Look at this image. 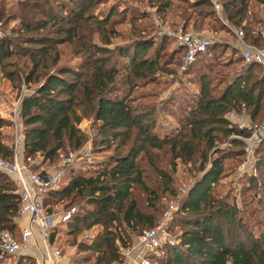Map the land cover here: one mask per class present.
Here are the masks:
<instances>
[{
    "label": "trees",
    "instance_id": "trees-1",
    "mask_svg": "<svg viewBox=\"0 0 264 264\" xmlns=\"http://www.w3.org/2000/svg\"><path fill=\"white\" fill-rule=\"evenodd\" d=\"M105 1L15 0L16 7L5 16L0 6V25L9 17L18 20L16 30L0 35V74L16 90L21 81L33 88L20 105L23 159L41 153L40 162L49 164L66 147L79 149L86 137L77 127L81 118L97 122L93 147L111 148L93 173L71 171L64 184L45 195L48 210L60 202L63 210L72 209L64 221L68 234L93 224L101 226L90 242L76 244L78 255L71 263L122 262L118 247L130 246L141 229L156 223L164 194L177 195L174 173L180 162L198 173L168 223L170 231L177 226L180 232L176 243L163 246L160 255L147 256L158 264H264V137L254 150L257 175H245L248 185L239 190L240 201L243 191L252 189L245 204L255 205L247 214L257 217L258 212L259 217L248 225L241 206L229 201L232 187L222 195L213 192L218 180L241 160V138L247 135L226 120V112L243 105L252 120L264 114V64L243 63L234 47L213 37L195 60L210 49L229 47L235 56L222 66L241 62L239 69L230 75L220 73L214 83L195 71L198 90L177 88L178 96L163 91L166 106L160 105L158 113L152 100L159 92L146 88L154 84L157 73L170 72L164 60L160 61L167 41L148 37L147 29L153 25L149 11L127 5L118 9L116 0L104 13L95 14V7ZM252 2L264 6V0H221L220 15L226 24L240 28L247 42L263 47L260 32L250 25L261 21L252 12ZM147 4L159 16H176L180 9L177 16L182 29L189 22L199 29L203 19H208L220 30L231 32L209 0H147ZM124 23L129 26V41L107 47L118 35L116 27ZM15 31L37 35L21 34L16 39ZM61 43L70 45L73 62L59 61L57 45ZM175 50L183 53L179 46ZM172 58L169 52L168 64ZM170 104L177 112L167 109ZM9 127L10 121L0 117V155L10 160L12 137L4 131ZM20 199L18 183L0 171V231L7 230L16 238L20 235L16 223ZM21 257L33 264L30 256Z\"/></svg>",
    "mask_w": 264,
    "mask_h": 264
},
{
    "label": "rangeland",
    "instance_id": "rangeland-1",
    "mask_svg": "<svg viewBox=\"0 0 264 264\" xmlns=\"http://www.w3.org/2000/svg\"><path fill=\"white\" fill-rule=\"evenodd\" d=\"M115 1L116 0H106L103 4H98L93 11L95 12V14L104 13L108 9V7ZM119 1L115 2L118 5L117 6L118 9H120V7H122L123 5H127V6H131V7L134 6L138 9L149 11V13L152 14L151 17L153 20V25H152L153 28L151 26L150 31L149 29H147L148 37L153 40H159V38L160 39L164 38L167 41V44H165V48L163 52L161 53L162 57L160 58V61L161 59L164 60V62L166 63V69H169L168 71L170 72L157 73L156 74L157 77L154 81V84H150L151 86L146 88V90L149 89V91L151 92H154V91L159 92L158 95L157 94L155 95L156 97H154V100H152V101H155V103H157L158 113L160 112L159 111L160 105L166 106V104L164 103L166 94L174 93L176 96H178V94H176L177 92H175L176 91L175 89L177 88L185 89V90H182L184 92L185 91L196 92L198 90L199 82L197 78L199 77V74L198 72H195V71L199 70L201 73H204L206 77H210L209 80H213L214 77H217V78L220 77L221 76L220 73L221 74L227 73L228 75H230L233 71H236L237 69H239L241 62H238L236 64L231 63V64H228L227 66H222L223 63H229L227 59L229 58L232 59L235 56L230 52L229 47H227V49H224V50H220V48H214L213 50L210 49L208 52L199 56L192 64H190L189 65L190 68L189 66L186 67L185 66L186 64H184L182 61L184 50H183V53L181 52V54L176 52L175 46H178V45L174 41H171V39L174 40V37L172 36V32H175L178 30L179 27H182V21L177 16L179 15L181 11L180 9L176 10L175 12L176 16L175 15L173 16L171 13L165 14V16H161V15L159 16L157 14L155 15L154 13H152L154 9L148 6L147 0H122V3ZM0 3H1L0 6L3 7V11H4L3 16L7 14H11L14 8L16 7L15 0H0ZM251 5H253L252 12L255 18L259 19L260 17L259 15H262V13L264 12V9L260 8L259 4H255L253 2L251 3ZM186 11H187V15L191 13V10L189 9H186ZM116 14L117 13H115V15ZM192 17H193V14H192ZM203 20H204V23L202 25L201 24L199 25L200 26L199 29L192 27V25L189 22V24L187 25V28L183 30L187 32L195 33V34H202L210 38L214 37L215 39L221 40L223 42H227V43L231 42L232 38L230 35L220 30L210 20L208 19H203ZM17 23H18L17 19H14L13 17H9L5 25L3 24L0 25V35L8 32V30L11 28L17 29ZM206 23H210L211 25H213V27L208 26ZM250 25L253 28L257 29V31L262 30V28L258 26L257 24L251 23ZM116 31L118 35H115L111 39V43L108 44L107 47H114L116 45H121L123 44V42L128 40L127 37L130 33L128 24L124 23V24H121L120 26H117ZM13 34L16 39L19 38L21 34L23 35L36 34L37 35V33H32V32H23L18 35L16 31ZM40 34H42V32L38 33V35ZM132 38L133 37L131 36V39ZM28 45L31 47L36 46V44H33V43L28 44ZM57 48L59 50V61L60 62H66L70 60H72V62L74 61L72 57H70L71 48L68 43L58 44ZM169 52H171V55L173 56L170 64H168V60H167V55ZM206 63L207 65H205ZM183 72H185L186 75H184ZM187 80H191V81L187 82ZM212 83H214V80ZM32 89H33L32 87L27 88V86H25L24 83L21 81L19 84V89L16 90L11 86L10 82L6 78H3L0 74V104H1L0 105V117L9 121L8 113H9L10 106H11L10 104L12 102L19 103V113H20L21 99L24 95L30 94L32 92ZM218 89H219V86H218ZM139 91H143V90L141 89L137 90L136 93L137 92L139 93ZM163 91H165L166 94L163 93ZM136 93L134 94V96L136 95ZM138 101L140 102V100ZM148 101H150L149 98H147L146 102ZM167 109L175 110V112H177L178 110L175 108V106L171 104L167 106ZM245 113H246L247 120H249L251 123L258 124L264 120V114L262 113L258 115L259 118H262L260 120H252L249 117L247 110H245ZM166 119H170V118L167 117ZM17 121H19V127H18L19 143H18V149L16 150V159L18 160L19 163L25 166L26 173H34L37 171L51 173V172L59 171L58 168L64 165L66 166V164L63 162V159L67 156L69 152L78 151L80 149H87V151L89 152V155L87 157L76 158L71 164L68 165L70 169L65 170L66 172L64 174L62 173L60 181H59V186L64 184L68 180L70 170L74 173L82 172V173H85L86 175L88 173H93L97 168L100 167V164L106 159V157L111 152V148L104 149V148H98L96 146L95 148L93 147L92 139L93 137L96 138L94 128L96 127L97 122H95L91 118H81L79 123L77 124V127L81 131V133H83V135L86 136L83 146H81L79 149H76V150H71L68 147H66L65 150L60 152L58 157L55 160H53L52 163H49V164L40 162L42 158L41 153H36L33 159L27 161V160H24L22 157V143H21L19 114H18ZM4 131L10 133L12 137L11 148H12V157H13L14 132H13V127H12L11 122H10V127L8 129L7 128L4 129ZM224 144L225 143L221 145H224ZM0 157L3 158L1 155ZM3 159L6 160V158H3ZM10 160H12V158ZM52 166L54 167V169H51L50 171L49 168H53ZM238 166H239V163H237L234 167H232L231 171H229L230 169L227 168L229 170H227L225 174L218 180L217 184L213 187V192L214 194H216V196H218L217 194L222 195L225 191H227L228 187H232L230 190L228 189L229 192H232V199H229V201H234L235 204H237L239 208L241 206V209H243L242 211L245 212L244 214L245 218L247 217L246 222L248 223V225H251L253 220H256L259 217L258 216L259 213L258 212L256 213L255 216L257 217H253L254 215L250 217L247 214V212L251 210L252 207L255 205V204H250V203L245 204V199L247 198L246 195H249L252 192V189L248 191H243V194L241 195V198L243 200L239 201L240 199L239 190L241 187L247 186L248 182H246V180L243 178L245 175H242V176L238 175L237 173ZM255 171L257 173V170ZM197 176H198V173L193 172L190 166H188L187 164H182L180 162H177L175 173H174V179L176 180V183H177L176 186H177L178 193L175 197L174 196L169 197L166 194H164L161 197L160 199L161 208L156 214V222L160 219L162 211L165 209V207L169 203L174 202L177 208L178 200L182 197V195L187 190L188 186L192 183V181ZM18 188L21 191L19 184H18ZM43 198H45V195ZM45 206L46 208H48L46 204ZM50 208L51 210H48V209L47 210L54 211L57 214L58 218H60L63 212L68 211V210H63V205L61 202L50 205ZM261 226L264 227L263 218H261ZM17 227H19V225H17ZM57 227H58L57 230L59 234H58V237H56L55 234H53L56 237L54 239V242L56 243H53V244L60 245L62 254L66 258V264H72L71 263L72 258L78 255L76 244L83 240L86 241L87 243L90 242L99 233L101 229L100 225L93 224L89 227H82L78 229V231H76V233L74 234H68V230H67L68 227L66 224L60 223L57 225ZM19 230H20V227H19ZM179 232L180 230L178 229L177 226H175V228L171 231V233L176 238L178 237ZM17 240H20V235L18 236ZM133 241H134L133 244L136 245L135 249L138 250L136 237ZM37 242H40V241L37 240ZM21 255L22 253L18 251L12 255L7 256L5 259L0 260V264H15L19 260L22 261L21 264H29V262L22 260ZM146 255H150V254L146 253L145 256ZM146 257L149 261V264H158L153 257L151 258L150 256H146ZM119 264H122V262H120Z\"/></svg>",
    "mask_w": 264,
    "mask_h": 264
},
{
    "label": "built area",
    "instance_id": "built-area-1",
    "mask_svg": "<svg viewBox=\"0 0 264 264\" xmlns=\"http://www.w3.org/2000/svg\"><path fill=\"white\" fill-rule=\"evenodd\" d=\"M216 15L219 17L233 34L230 45L234 47L243 63L264 64V46L258 47L248 43L243 38V31L240 28L232 27L221 17V0H209ZM174 42L184 50L183 63L189 64L195 58L203 53L207 47L214 41L213 38L202 34H195L184 31L181 27L172 32ZM25 92V91H24ZM22 95V94H21ZM20 100V98H19ZM9 110V121L12 124L13 139V157L12 160H5L0 157V171L14 179L20 186L21 199L17 209V218L25 216L26 224L20 227V240L7 230L0 231V260L12 255L18 251L22 255L32 258L33 264H66V258L63 256L60 245H54L56 234L55 226L58 221H65L72 212V209L62 213L60 218L54 211H48L44 204V195L59 187V181L62 172L55 171L51 173L37 171L26 173V168L16 159V150L18 149L19 136L17 121L19 114V103L12 102ZM226 120L239 130L246 131L247 135L241 139L243 141L242 157L239 162L238 175H247L256 177L255 148L264 137V120L258 124L251 123L246 118L245 108L242 105L237 111L229 110L225 114ZM239 137V136H233ZM87 149L69 152L63 159L67 165L71 164L76 158L87 157ZM260 196V194H259ZM176 210L174 202L169 203L161 213L160 219L152 227L142 229L136 237L138 250L135 249L133 242L128 247H118L122 255V264L132 262L133 264H149L146 253L159 255L160 250L165 245L176 243V237L171 233L168 223L172 213ZM55 234V236L53 235ZM40 241V242H37Z\"/></svg>",
    "mask_w": 264,
    "mask_h": 264
},
{
    "label": "crops",
    "instance_id": "crops-1",
    "mask_svg": "<svg viewBox=\"0 0 264 264\" xmlns=\"http://www.w3.org/2000/svg\"><path fill=\"white\" fill-rule=\"evenodd\" d=\"M259 6H260V8H263L264 9V6H262L261 4H259ZM260 17V19L259 20H261L260 21V23H258L257 25L258 26H260L261 28H262V30L261 31H259L260 32V36H261V44L264 46V12L262 13V15H259ZM228 35H230L231 36V38H233V34L231 33V32H229V33H227ZM249 43V42H248ZM228 44H230V43H228ZM251 44V43H250ZM253 45V44H252ZM1 105V104H0ZM6 112V111H5ZM51 169H54V167L53 168H49V170L51 171ZM68 169H70V167L67 165V166H61L60 168H58V170H61V172L64 174L66 171L65 170H68ZM48 170V171H49ZM70 172H71V170H70ZM71 174V173H70ZM69 174V175H70ZM26 221H27V219H26V217L25 216H22V217H20V218H17L16 219V223H17V225H19V227H21V226H23V225H25L26 224ZM60 223H64V221H58L57 222V224H56V226H55V228H58L57 227V225L58 224H60ZM55 234H56V237H58V234H59V232H58V230L56 229V232H55ZM130 263H132V262H124L123 264H130ZM133 264V263H132Z\"/></svg>",
    "mask_w": 264,
    "mask_h": 264
}]
</instances>
